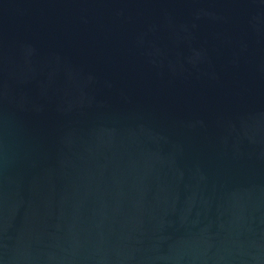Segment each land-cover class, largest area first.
<instances>
[{"label": "water", "instance_id": "obj_1", "mask_svg": "<svg viewBox=\"0 0 264 264\" xmlns=\"http://www.w3.org/2000/svg\"><path fill=\"white\" fill-rule=\"evenodd\" d=\"M0 264H264V0H0Z\"/></svg>", "mask_w": 264, "mask_h": 264}]
</instances>
